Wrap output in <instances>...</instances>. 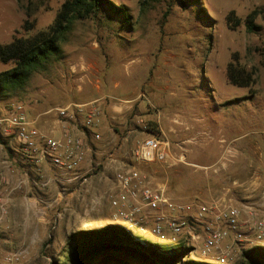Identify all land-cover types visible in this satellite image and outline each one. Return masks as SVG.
<instances>
[{
	"label": "rangeland",
	"instance_id": "obj_1",
	"mask_svg": "<svg viewBox=\"0 0 264 264\" xmlns=\"http://www.w3.org/2000/svg\"><path fill=\"white\" fill-rule=\"evenodd\" d=\"M64 1L0 0V43L47 28ZM113 1L123 11L106 8L77 20L63 57L36 73L24 90L1 99L0 114L14 103L39 115L96 102V130L119 149L118 159L113 165L99 160L86 184L64 183L51 164L39 169L18 143L16 149L6 145L11 179L25 183L12 193L0 225V264H73L71 235L111 224L164 249L189 247L186 259L219 264L225 256V264H240L251 246L264 245L255 225L264 221V0ZM250 15L258 25L254 31L248 29ZM230 62L253 73L250 85L230 82ZM12 66L0 60V71ZM151 135L165 136L182 158L171 166L141 165L170 202L149 214L143 229L146 211L130 219L112 200L120 160L134 162V150ZM3 138L0 131V146ZM202 206L214 208L202 215ZM231 206L241 211V237L231 230L218 248L206 251V225L226 227L216 214ZM160 214L184 219L191 228L176 243L170 231L161 240L151 231Z\"/></svg>",
	"mask_w": 264,
	"mask_h": 264
},
{
	"label": "built area",
	"instance_id": "obj_2",
	"mask_svg": "<svg viewBox=\"0 0 264 264\" xmlns=\"http://www.w3.org/2000/svg\"><path fill=\"white\" fill-rule=\"evenodd\" d=\"M100 115L101 107L96 105V102L60 105L39 115H32L23 103H14L5 113L0 114V131L5 137L2 139V145L16 149L13 145L16 142L39 169L51 164L55 176L62 182L86 184L89 182L88 174L97 166L92 160L89 161L88 167H85V163L91 149V140L102 139L101 133L96 130ZM43 116L53 122L52 127L49 123L44 124ZM181 158L174 152L171 141L165 136L151 135L141 141L134 150V162L120 160L121 163L116 169L118 193L113 196V204L125 209L122 213L130 219L142 209L143 212L146 211L147 213H143L144 229V221L149 214L162 209L166 204L170 205V202L165 190L145 174L141 165L161 163L171 166ZM12 166L13 162L9 156H0V225L8 218L12 193L25 183L23 177L12 181ZM47 183L48 181L45 185ZM213 208L202 206L201 214ZM246 208L251 209L250 213L254 215L252 206ZM240 214V209L234 206L216 214L217 221H223L226 227L206 225V251L218 248L231 230L237 237H241L242 234L238 230ZM255 225L258 237L263 238L264 221H257ZM187 226L184 219L160 214L155 217L151 231L161 240L170 238V231L172 241L176 243L177 237L183 234L186 228H191V225ZM218 262L225 264L226 257L219 256Z\"/></svg>",
	"mask_w": 264,
	"mask_h": 264
},
{
	"label": "trees",
	"instance_id": "obj_3",
	"mask_svg": "<svg viewBox=\"0 0 264 264\" xmlns=\"http://www.w3.org/2000/svg\"><path fill=\"white\" fill-rule=\"evenodd\" d=\"M109 8L116 14L123 8L113 0H65L54 22L47 28L29 36H14L10 42L0 43V60L12 62L14 66L0 71V100L9 98L25 89L33 76L49 69L50 65L63 57V43L68 39L77 20L98 15ZM125 14V13H124ZM234 20V11L229 14ZM254 16L248 19V29L256 30ZM230 82L234 85H250L253 73L239 70L230 62L227 69ZM73 264H91L94 257L107 249H126L150 264H218L209 261L186 259L190 248L186 246L162 245L142 240L122 224H111L100 229L82 230L71 235ZM240 264H264V245H254L244 252ZM115 260L129 264L115 257L107 256L99 264ZM64 264V263H63Z\"/></svg>",
	"mask_w": 264,
	"mask_h": 264
},
{
	"label": "crops",
	"instance_id": "obj_4",
	"mask_svg": "<svg viewBox=\"0 0 264 264\" xmlns=\"http://www.w3.org/2000/svg\"><path fill=\"white\" fill-rule=\"evenodd\" d=\"M52 125H53V122H49V126L52 127ZM97 129H99V124H98ZM58 130H60L59 127H58ZM3 145L1 144V146H0V156H6V155L9 156L10 155L9 152H7L6 150L4 151L5 145L4 146ZM105 147H109V149L107 150V149H105ZM118 151H119V149H116L115 146L112 145V143L107 142V141H103V139L91 140V149L88 151V160L85 163V167H88L90 160L94 161V163L96 165H99L100 161H103L104 164L110 163L111 165H113L112 162L114 160L118 159V156H117ZM103 152L107 153L105 160L102 159ZM10 153H12L11 150H10ZM95 154H97V156H95ZM50 170L54 171V169L52 167H50ZM206 219H209L211 222L214 221V219L211 216H208ZM231 240H232V243L235 241L234 239H231Z\"/></svg>",
	"mask_w": 264,
	"mask_h": 264
},
{
	"label": "water",
	"instance_id": "obj_5",
	"mask_svg": "<svg viewBox=\"0 0 264 264\" xmlns=\"http://www.w3.org/2000/svg\"><path fill=\"white\" fill-rule=\"evenodd\" d=\"M107 256L115 257V258L120 259V260H122L126 263H129V264H150L148 261H146V260H144L138 256L132 255L131 252L129 250H126V249H107V250H104L94 257L91 264H99L102 261V259L107 257ZM109 263L120 264V263L116 262L115 260H108V262L106 264H109Z\"/></svg>",
	"mask_w": 264,
	"mask_h": 264
}]
</instances>
